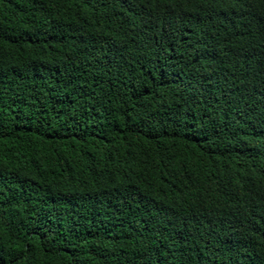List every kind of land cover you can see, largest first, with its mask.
<instances>
[{"label": "trees", "instance_id": "trees-1", "mask_svg": "<svg viewBox=\"0 0 264 264\" xmlns=\"http://www.w3.org/2000/svg\"><path fill=\"white\" fill-rule=\"evenodd\" d=\"M0 264H264V0H0Z\"/></svg>", "mask_w": 264, "mask_h": 264}]
</instances>
